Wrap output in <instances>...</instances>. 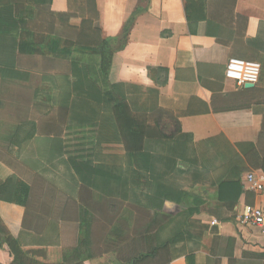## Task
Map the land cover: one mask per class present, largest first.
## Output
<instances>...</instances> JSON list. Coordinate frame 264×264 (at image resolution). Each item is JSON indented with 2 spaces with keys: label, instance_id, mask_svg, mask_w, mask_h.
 Returning <instances> with one entry per match:
<instances>
[{
  "label": "crops",
  "instance_id": "obj_1",
  "mask_svg": "<svg viewBox=\"0 0 264 264\" xmlns=\"http://www.w3.org/2000/svg\"><path fill=\"white\" fill-rule=\"evenodd\" d=\"M34 1L0 0V69L10 72H0V115L8 114L0 117V181L16 175L44 189L28 207L0 201L20 246L69 250L90 237V264H117L134 241L141 252L171 243L161 252L170 264H264V233L237 221L244 207H264V181L260 193L246 181L251 173L264 178L248 160L255 150L264 153V0H96L112 54L107 82L121 88L134 113L163 109L181 126L175 138L147 141L133 156L95 88L104 85L99 59L78 43L83 29L92 30L76 9L56 34H46L41 53H18L16 5L31 12ZM49 9L69 14L70 0H52ZM230 59L259 63V84L228 80ZM161 69L168 70L166 86ZM24 123L35 124L34 139L20 152L4 146L6 134ZM72 145L78 155L65 148ZM71 162L95 171L76 172ZM238 180L244 194L236 217L212 227L199 203L217 204L219 184Z\"/></svg>",
  "mask_w": 264,
  "mask_h": 264
},
{
  "label": "trees",
  "instance_id": "obj_2",
  "mask_svg": "<svg viewBox=\"0 0 264 264\" xmlns=\"http://www.w3.org/2000/svg\"><path fill=\"white\" fill-rule=\"evenodd\" d=\"M51 4L52 0H35L34 6L37 10L35 8L33 10L32 8L31 12L26 5H16L17 20L22 31L18 53L28 56L41 53L39 47L43 45L46 34H56V26L59 22L63 20L64 23L65 20H70L76 16L73 13V10L76 9L84 21L83 24L90 25V30H92L91 32H86V29H83L82 32L84 34L79 35L78 43L86 45L89 48L88 50H90L86 52L95 55L99 59V73L102 76L104 85L96 86L95 88L101 98L111 107L114 121L119 130L126 153L130 156L136 155L144 150L147 141L173 139L179 135L181 133V126L173 113L160 109L152 114H136L131 110L121 88L107 82L111 69L112 54L110 41L104 40L101 37L96 0H77L75 6L73 1L70 0L69 14L51 12L49 9ZM45 6L48 7L47 11L44 9ZM27 12L30 15L24 16ZM31 25L35 28L41 27L44 32H30L28 27ZM43 25H47V28L50 29L45 28ZM0 72L6 75L10 74L8 67L0 69ZM157 73L164 75V81L160 85L166 86L168 70L161 69ZM157 115L160 116V120H156L154 124H151L152 118ZM164 116H169V119L175 123L176 128L174 129V134L171 136H167L161 126ZM36 134L37 128L34 123H24L16 128L15 131H9L6 134V144L4 146L20 152L27 147ZM248 160L256 169L262 171L264 174V153L255 150L250 154ZM72 166L76 172H79L81 168L89 170L90 173L95 171L91 167L79 165L75 162H72ZM41 184L44 186L46 182L42 180ZM41 191L43 192L44 189L39 185V182L33 181V184H29L16 175L0 181V201L17 204L22 207L38 203V199L40 198L39 192ZM243 194L244 188L241 180L224 181L218 186L217 204L203 202L199 203V205L201 204L203 211L213 216L214 221L226 222L236 217V208ZM44 203L43 207L46 206L50 213L53 196L48 197V205L46 202L44 206ZM200 208L195 209L193 212H200ZM83 214L88 215L86 211ZM211 226L215 225L211 223ZM14 233L0 214V259L3 264H90L95 258L92 255L91 249L89 250L90 237L81 241L79 246L74 249L34 248L29 250L20 246L18 238ZM151 239V237H147L143 247H149ZM170 244L167 243L163 247L157 248L151 246L146 252H141L142 245H140V242H131L124 247L122 252H119L117 264H170L171 259L168 255L161 256V252L167 250ZM189 264H194V260L190 258Z\"/></svg>",
  "mask_w": 264,
  "mask_h": 264
},
{
  "label": "built area",
  "instance_id": "obj_3",
  "mask_svg": "<svg viewBox=\"0 0 264 264\" xmlns=\"http://www.w3.org/2000/svg\"><path fill=\"white\" fill-rule=\"evenodd\" d=\"M262 68L259 63L230 59L226 65L225 77L233 81L238 87L248 84L257 85L260 82ZM248 190L254 193L263 191L264 178L257 179L251 173L246 178ZM237 221L244 227L256 228L264 233V207L246 206L237 216ZM216 225L217 222L213 221Z\"/></svg>",
  "mask_w": 264,
  "mask_h": 264
},
{
  "label": "rangeland",
  "instance_id": "obj_4",
  "mask_svg": "<svg viewBox=\"0 0 264 264\" xmlns=\"http://www.w3.org/2000/svg\"><path fill=\"white\" fill-rule=\"evenodd\" d=\"M47 28V27H46ZM47 29H50V28H47ZM66 36H67V38H70V39H72V38H74V36H75V32L73 31V30H69L68 32H66V33H64ZM30 58V57H29ZM23 59V58H22ZM26 59V61H29V59H27V57L25 58ZM25 59H24V61H25ZM30 59H35V58H30ZM27 66L28 67H31L32 68V64H31V62H27ZM69 69H70V66L68 67ZM7 86V85H6ZM0 117H1V119L4 117V118H8V114L6 115V114H4V115H0ZM20 119H22V118H20ZM159 121L160 120V116L159 115H157V116H155L154 118H152V120H151V124H154V122L155 121ZM161 126L163 127V131H164V133L167 135V136H171V135H173L174 134V129L176 128V126H175V123H174V121L173 120H171V119H169V116H164L163 118H162V121H161ZM55 132V131H54ZM175 138V137H174ZM164 140V139H163ZM166 140V139H165ZM76 145H78V144H76ZM51 147H53V148H64V146H62L61 144H57V143H53V144H51L50 145ZM88 147V151H90L91 149H92V147L90 146H87ZM118 147H120V143H118ZM116 148V153H118V152H121V150L119 149V148ZM65 148L68 150V152L69 153H71V155H73V156H75V155H78L79 154V150H74L76 147H75V145L73 146H65ZM102 148V147H101ZM101 148H99V149H101ZM69 149H70V151H69ZM52 151H54V150H52ZM92 153V152H91ZM65 162H67V161H65ZM64 164V163H63ZM71 164H72V162H71ZM57 167V166H56ZM51 169H52V166L50 167ZM57 169H58V167H57ZM51 197V196H50Z\"/></svg>",
  "mask_w": 264,
  "mask_h": 264
},
{
  "label": "water",
  "instance_id": "obj_5",
  "mask_svg": "<svg viewBox=\"0 0 264 264\" xmlns=\"http://www.w3.org/2000/svg\"><path fill=\"white\" fill-rule=\"evenodd\" d=\"M254 85H252V84H248V85H246V87L247 88H252Z\"/></svg>",
  "mask_w": 264,
  "mask_h": 264
}]
</instances>
